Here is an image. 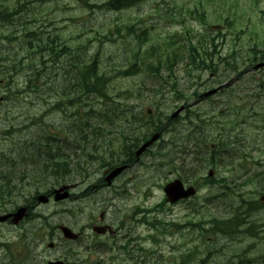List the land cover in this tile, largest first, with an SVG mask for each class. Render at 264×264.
I'll return each instance as SVG.
<instances>
[{
  "label": "rangeland",
  "instance_id": "374dc122",
  "mask_svg": "<svg viewBox=\"0 0 264 264\" xmlns=\"http://www.w3.org/2000/svg\"><path fill=\"white\" fill-rule=\"evenodd\" d=\"M15 0H0V10H7V6H11ZM96 0H57L53 2H46L43 0H36L34 5L36 9L31 12V16H36L39 18L40 25L42 29L53 30V32L59 34L61 37L67 39L70 44L86 45V51H79L81 53H86L88 59L94 55H99L101 62L105 65V69L108 71L111 77V92L113 94L122 91H127V93L122 94L124 101L134 102V105L139 110H146V108H157L159 107L161 112H165L168 115L173 112L172 106L177 107L181 105V102L185 98L175 100V92L171 85L174 83L175 75L178 76L179 90L188 97L189 103H195L194 100L197 96L193 97L192 93L198 88V92H204L211 89L221 83H226L231 81L229 79V71H225L223 67H220L219 72L209 74L207 71H198L193 69L192 74H188L185 71L186 61L179 60L175 64V74L173 77L169 76L166 69L156 72L153 69L147 67L149 63H157L160 58L165 59L167 52L164 50L165 45L162 44L163 38L168 37L176 32L185 33L186 26H191L192 28L202 31L207 29V26L199 25L196 22L203 20L199 15V20L189 17L187 14L182 17H164L159 14L165 13L162 10L156 9L158 4L162 6L172 7L176 2L177 6L186 7V9L199 8L200 11L205 10L207 13L206 20H208V25L210 26L206 35L216 36L218 29H221L223 34H229L230 39H237L238 51L243 53L249 47L254 46L256 43H260L262 36L264 34V0H148L140 9L126 11L122 14H113L105 10H98L97 8H84L87 3L94 4ZM154 7V8H152ZM74 8V9H73ZM186 12V10H185ZM71 18H74L71 20ZM208 18V19H207ZM140 20L148 21L143 24L136 23ZM45 21V22H44ZM82 21V27H79L78 22ZM45 23L46 28L43 26ZM134 23L138 28L147 27L149 38L142 45L138 41L134 40L132 35L128 33L126 25ZM1 25V24H0ZM217 26H220L217 28ZM4 30L14 29L13 27L0 26ZM228 27L231 31H228ZM18 35L22 34L24 29L23 25H18ZM85 31V37L78 38L77 34ZM101 33V39H99V32ZM5 37L2 36L0 31V41L4 40ZM23 41L22 39H20ZM235 40H230L231 44H234ZM26 43V41L24 42ZM224 42H220L224 44ZM3 45H8L7 42H0V49L3 50ZM17 45V43H15ZM235 45V44H234ZM220 47L219 54L221 57H225L227 60L234 54L233 50H230V46H225V49ZM15 49H11V52H15ZM264 50L263 44L258 48V51ZM20 51V50H19ZM19 51L15 52L18 53ZM22 54L25 51L21 52ZM260 55V54H259ZM15 56V54H13ZM246 55H242L238 58L237 62L244 68L242 64V58ZM60 56L62 63L56 64L58 68L57 76L60 77L61 81L64 78L66 69L62 67L63 65H69L72 63L71 60H67L70 57L68 54L65 58ZM18 58L17 60H19ZM136 59L144 62L143 65L144 72H140L137 75L123 77L118 74L119 69L127 68ZM13 60L10 65L16 66L19 61ZM52 60V58H50ZM77 61H81L78 59ZM60 62V61H58ZM65 63V64H64ZM69 63V64H68ZM52 64V62L50 63ZM239 65V66H240ZM26 66V65H25ZM22 66L18 71V76H16L15 86L9 87L4 93L7 95L8 100L0 107V152L6 153L7 157H15L17 160L19 156L11 155L9 152L16 150L24 151L27 153V144L40 135H47V132L58 134L60 136L68 135L69 137H75L80 140L86 137L87 134L92 138L96 135L98 139L97 143H100L103 138L105 131L100 134H96L94 127L101 124L105 125L102 118H98L91 113L92 104L98 106V102L88 103L84 108L86 110H80V114L86 118L87 121L92 125L88 131L79 130L74 133V135L68 133V129L72 130V126L75 123L81 125L82 116H76V107H70L67 114L62 111L50 110V106H56L54 92L52 90L57 89L59 92L67 87V83H63V86H59V83L54 81L51 85H47L45 88H34L33 86H28L27 77L30 72ZM68 67V66H66ZM76 68V67H75ZM260 68V69H259ZM50 71H46V79L51 75ZM52 73H54L52 71ZM11 74V73H10ZM15 74V73H14ZM13 74V75H14ZM17 74V73H16ZM62 76V77H61ZM229 79V80H227ZM264 81V68L257 66L256 69H252L251 72L244 74L241 81L232 84V87L226 92L217 94L210 100H203L198 105L194 106V109L203 115L206 122H214L218 119L222 122H226L232 125L235 130L233 132V137L236 142L233 145L232 151L228 149V155L224 154L222 157V162L217 165L215 170V176H224L227 182L237 190V192L243 195L241 197L253 198L259 200L263 193L255 195V192L259 189L264 188V86L261 85ZM170 81L169 84H165L164 81ZM60 81V82H61ZM46 85V84H44ZM165 85L163 88L161 86ZM52 87V88H51ZM68 88V87H67ZM70 88V87H69ZM2 86V90H4ZM20 89H29L31 95L24 93L17 97V92ZM35 89V90H34ZM45 89V90H44ZM49 89V90H48ZM156 89H162L163 92ZM259 92L261 99H257L255 96ZM3 94V93H2ZM73 95V93L71 94ZM131 96V99L128 97ZM51 97V98H50ZM68 98V97H66ZM47 99L49 105L43 102ZM69 99V98H68ZM12 100V101H11ZM43 102V103H42ZM260 103V104H258ZM100 109V107H96ZM107 109V107H105ZM242 111V113H238ZM252 117L251 115L257 114ZM89 114V115H86ZM239 115V116H238ZM111 118L110 124H107L108 134L110 137H115L117 131L128 128L131 134L132 126L124 123L121 117ZM79 119V120H78ZM210 119V120H208ZM75 121V122H74ZM196 121V120H195ZM187 121H181L179 125L176 126L178 136L175 137V133H165L164 140L166 144V154L171 150H182L185 146V142L180 140V137H185L189 134ZM48 124V126L46 125ZM44 128V130H43ZM220 128H216L215 125H210L205 130V134L209 139H220ZM48 130V131H47ZM46 133H45V132ZM224 135H229L228 133ZM175 137L177 145L171 144V141ZM227 139V138H225ZM92 139L88 140L90 147L93 143H90ZM160 142H158L152 150L147 153L142 159V166H136L130 171L126 172L119 181V186H125L128 184V193L134 196L130 202V205H134L139 201L141 204H145L147 207L154 206L156 203L161 202L164 199L163 186L169 180L175 178V172L167 168H160L156 157H159ZM190 143L189 154H174L175 164L179 166L181 173L179 175L185 176L189 174L190 171L199 168L204 164L208 157L198 155L196 156L197 166L193 164V159L195 158L192 153L193 147ZM63 145L62 148L68 153L70 147H77L78 144H70L69 142L59 141L56 144ZM66 147V148H65ZM83 147V144H82ZM15 150V151H16ZM203 151V148H202ZM78 153H82V149L78 150ZM230 154V155H229ZM74 157V162L80 161L81 159L76 156ZM165 157V156H164ZM163 158V157H162ZM168 159L172 156H168ZM201 158V159H200ZM37 160V159H36ZM36 160L29 163L27 166H19V161L16 163L6 160V163H0V168L4 170H9L11 167H15L19 174V178L25 179L23 184L26 185L23 189V196L19 199L17 196L14 197L15 203H8L7 208H12L13 205H21L29 199L36 190L38 192H44L49 189L59 187L57 180L54 177L45 179L41 176H48V174L37 169L34 182L31 179V175L21 177L23 169L27 168L31 171L34 170L35 165L38 167L43 164L40 162L36 164ZM203 160V162H202ZM23 161V158H21ZM191 161V162H190ZM184 162V163H181ZM202 162V163H201ZM8 163V164H7ZM188 164V165H187ZM10 165V166H9ZM15 165V166H14ZM86 172L82 174H77L73 181L69 182L72 184H82V187L86 189L92 184L98 182L101 178L103 172V167L97 162L92 165L86 166ZM184 168V169H182ZM194 168V169H193ZM188 169V170H187ZM210 168L206 171L203 170L202 174L207 175ZM257 176V177H254ZM31 183L35 185L30 186ZM20 181L15 182V184H21ZM234 182L236 186H234ZM197 183L203 184V189L199 192V198L188 203L184 202L174 207L166 206V210L170 213L167 214L166 211L161 213L159 216L166 218L168 221H179L183 225L193 224V227L184 228L177 232L175 224L171 226L164 236H161V242H153L150 240H139L138 237H146L152 232L147 226H141L140 229L137 227L133 230V236L136 240L132 242L133 246H137L139 241L142 246L145 247L146 254L142 250L136 249L134 251V259H130L129 255L121 258L122 263L120 264H130L135 263L140 260V264H176V259H179L181 254L191 252V249L196 248L199 245L207 250L216 249L217 251L206 253H199L197 256V261L191 264H200L201 260H205V264H222V263H236L239 264L236 254H244L243 252L250 253V246H253V238L249 236H237L233 239H229L221 234H213L211 236H206L202 234L201 228L195 226V224H203L206 228L211 227L210 219L216 217L218 219L224 218L229 215L228 206L232 202V198H219L218 193H222L219 189H214L206 186L205 182ZM137 188V190H135ZM76 192V189L73 190ZM110 189H105L103 191H96L93 195L97 201L107 198L104 194L109 195ZM139 196H144L143 198ZM238 197L236 196V199ZM230 199V200H229ZM122 200V201H121ZM144 200V202H143ZM90 201V200H89ZM117 202L125 204L124 197L116 198ZM96 203H82L81 201H76L75 199H69L63 202L54 203L53 201L49 205L41 204L36 209L39 213H45L48 215V221L53 226L56 223H66L74 226L75 229H80L84 227V223L87 219V215L91 211H95L94 206ZM263 211V212H262ZM256 213H261L258 217H264V207L262 206L260 210L252 213L249 219H254ZM222 216V217H221ZM83 221V223H82ZM82 225L80 226V224ZM43 219L35 218L33 222H25L22 227L18 228V233L12 234L8 240L18 241L20 243L31 244L36 241L38 246L35 249V244L32 245V249L36 254V259L33 258L34 263L44 262L47 259H52L54 256L62 253L61 250L51 251L45 250L44 246L47 247L49 242V232L46 234L47 228L42 229ZM33 228V229H32ZM33 230V235H32ZM35 230V231H34ZM22 231L26 234V239L20 237ZM50 231V230H49ZM5 230H3V233ZM38 232V233H37ZM46 234V236H44ZM44 236V237H43ZM240 238V239H239ZM59 238H55L58 242ZM102 244L96 245V240L89 237H84L82 242L76 245L75 254L77 260L74 262V258H70L69 264H117V262H111L108 252L102 250V248H107L109 243L107 238H99ZM257 242V239H256ZM30 244V245H31ZM87 245L94 246L97 252H90L86 249ZM25 255L24 250L19 251ZM25 257V256H23ZM241 257V256H240ZM32 258H30L31 260ZM240 259V258H239ZM26 263V260H18V263ZM46 264V262L44 263Z\"/></svg>",
  "mask_w": 264,
  "mask_h": 264
},
{
  "label": "trees",
  "instance_id": "16d2710c",
  "mask_svg": "<svg viewBox=\"0 0 264 264\" xmlns=\"http://www.w3.org/2000/svg\"><path fill=\"white\" fill-rule=\"evenodd\" d=\"M104 1V0H102ZM144 0H106L105 6L109 9H123L129 6H133L137 3H140ZM91 7H94L93 5H89ZM24 6L18 5V13L22 12V9ZM6 16V15H5ZM7 16H10L8 14ZM132 33L136 34L137 30L131 28ZM99 32V31H98ZM142 34H136V38L140 41H146L147 39L145 38V32L146 30H142ZM100 36L101 33L99 32ZM27 38L29 41V48L30 52H32V55L29 56L30 58V63L29 66L31 67V70L34 74V79L35 81H43V77L46 78V70H45V60L44 56L42 55V52H48V49L50 50L51 54H53L52 61L53 62H58L62 61L60 60L61 53L65 50L60 51L59 48L63 47V41L58 36H51L48 38H44L41 36V34L37 33L36 31H31L29 30L27 33ZM102 38V37H101ZM171 41L168 43L167 48L172 49L175 46H179L182 48L181 55L186 58L187 57V65L192 66L196 70H206L208 69L209 71H216L214 69L217 65L214 64L213 58L214 56L211 55V61L210 63L208 62V51L205 47V44L201 40H197L196 42L192 40V38L188 37L186 40L188 41H180L182 42L181 44H177V38L176 36H171L169 38ZM182 40H185L182 38ZM102 41V39H101ZM69 54V53H68ZM66 54V56L68 55ZM74 54V55H73ZM176 51L173 50V53L169 54L167 56V63L170 66L171 73L169 76L173 77V72L174 69L172 65L174 64V58L172 55H176ZM244 55H246L244 58H242V64L244 66H248L245 68V71H247L250 66L254 63V60L258 59L259 56H261V59H264V54L263 52L258 55L257 53L253 52V50H250L246 52ZM65 56V57H66ZM70 56L73 57L72 65L76 66L72 67L69 66L66 68L65 75H63V83H67V87L70 88H77L78 90L81 91L82 94V99L80 102H82V106H84L85 103H88L86 98H89L90 96H95L100 100L103 101H109L110 97L111 99L118 103V105L114 102H112L107 109L106 108H100L97 109L95 106L91 105L89 107L94 108L91 110V113L94 114V116L98 118H103V122L105 123L104 126L101 124L96 125L94 127V131L96 134H100L103 131H105L104 138L100 143H97L96 140L98 139V136L96 135L95 137H90L88 134L86 137L81 138L79 141L83 143L82 148V153L87 154L88 156L86 157V162H92V160H97L100 161L103 164H107L110 162H113V156H120L119 151H122V149H119L118 151L114 150L115 145L111 144L110 142V135L107 133L108 128L107 124H110L111 118L115 117H121L122 119L124 117H128L132 119V122L138 126H143L144 130L140 131L136 135L132 136H126L123 135V141L127 142L129 140V143L127 142L125 144V150L124 152L129 153L131 151V148H137L141 142V140L148 139L152 133L151 131L157 130V131H162V132H172V130H169L171 127V116L166 117V120L159 118L158 120H150L149 116L143 118L142 114H137V113H132L131 111L133 110V104L123 102L120 103L116 100V98L110 94L108 90L110 89V76L108 75V71L101 66V59L99 55H95L93 58L90 60H87V57L85 54H76V52L71 51ZM63 57V58H65ZM71 57H67L66 59H70ZM183 58V59H184ZM80 59L81 63L78 62L77 60ZM69 61V60H68ZM236 61V60H235ZM234 61V63H235ZM231 65L234 70L237 68L236 64ZM21 64V62H20ZM69 64V63H68ZM132 65V64H131ZM7 70L11 75L16 73V67L12 65H7ZM140 71V67L137 64L132 65L127 71V75H133L137 74ZM244 71V72H245ZM50 71L52 76L47 78V85H51V83L54 81L55 83H59L60 86V77L57 76L58 72ZM243 72V73H244ZM30 75V81H32V76ZM54 75V76H53ZM49 78L51 79L49 81ZM169 82L168 80H166ZM66 87V88H67ZM52 88V87H51ZM46 89V87H45ZM63 103L59 102L56 104V109L63 110L62 107ZM68 106V105H67ZM85 110V108L83 107ZM89 115V114H86ZM127 118H125L126 120ZM140 120H145L146 123H142ZM92 125L89 123V121L86 120L85 117H82V122H81V130H86L88 131L89 128ZM79 124L75 123L72 126V130L68 129V133L74 135L76 131H78ZM124 129V127H122ZM133 129H137L133 128ZM57 136V137H56ZM132 137V138H131ZM46 138V139H45ZM53 139L49 142L47 139H49L48 135H40L37 136L35 139L31 140L26 148H27V153L26 154L24 151L17 150L19 157V166H27L29 163L32 164L34 161V158L36 160V164H39L42 160V166L38 167L35 165V168L33 171L30 169L24 168L23 173L21 177H25L30 175V173H33L31 175V179L34 182V179L36 177V174L38 175L35 170L41 169L45 171L48 176H41L44 177L45 179L54 177L58 182L60 180L64 181L70 178L72 176L71 174L74 171V167L77 166V162L72 161V155L75 152V155H77V152L79 150L78 146L77 147H70L68 153L65 152V149L62 148L61 145H58L56 148V144L59 141L63 142H69L70 144H78L77 143V138L74 137L71 138L67 135V137H61L60 135L56 134L52 136ZM62 139V140H59ZM91 140L90 143L92 144V147H90L89 141ZM59 140V141H58ZM121 145V144H120ZM66 148V147H65ZM60 151V152H59ZM110 153L109 156H106L107 153ZM10 154V153H9ZM132 154V152H131ZM4 158V159H3ZM21 158H23V161H21ZM6 160L11 161L13 163H16L17 160L12 157H7V155H2L0 156V163H6ZM91 160V161H89ZM35 162V161H34ZM80 162H78V165ZM83 168H85L83 166ZM86 170V169H85ZM17 169L15 167L9 168V170H4L0 168V206L3 208H6L7 203H15L18 201H14V197L17 196L19 199H21L23 196V189H25L26 185L23 184V181L25 179L19 178V174L16 173ZM40 177V175H38ZM30 179V186L35 185L34 183H31ZM21 184H14L17 181H20ZM39 190L37 189L35 194L32 195L29 199H26L27 203H31V200L35 199V196L39 193ZM243 206L249 214L255 213L260 208L263 206V203H260L258 200L253 199V198H247L244 200ZM34 216H37L36 214Z\"/></svg>",
  "mask_w": 264,
  "mask_h": 264
},
{
  "label": "flooded vegetation",
  "instance_id": "af4514ba",
  "mask_svg": "<svg viewBox=\"0 0 264 264\" xmlns=\"http://www.w3.org/2000/svg\"><path fill=\"white\" fill-rule=\"evenodd\" d=\"M227 181L223 178L219 179V184L226 183ZM98 187H101V189L104 188H111V193H109V206L106 210L101 211L99 220H93L96 224H109L112 226L113 222L118 221H128L131 217V210H130V204L128 202V197L123 193L122 187H119L117 185H111L107 186L106 184H98ZM124 197L125 203H127L129 206H126L125 204H121L120 202L116 201V198ZM122 201V200H121ZM128 213V215H127ZM109 222V223H108ZM1 227L2 225L6 226L7 229L12 233V230H15L18 228V226L13 225L11 220H7L5 223H0ZM95 225V224H94ZM2 236L0 234V264H15L17 262L18 258V247L17 244L13 245L12 243H3ZM61 258L63 259L64 256L56 257L55 259Z\"/></svg>",
  "mask_w": 264,
  "mask_h": 264
},
{
  "label": "water",
  "instance_id": "95a60500",
  "mask_svg": "<svg viewBox=\"0 0 264 264\" xmlns=\"http://www.w3.org/2000/svg\"><path fill=\"white\" fill-rule=\"evenodd\" d=\"M216 92V90H212L211 92L207 93L206 95L208 94H211V93H214ZM159 137V134H156L150 141H148L147 143H145L141 148L140 150L138 151V154H140L141 152H143L151 143L154 142L155 139H157ZM122 168H118L116 169L115 171H113L110 175V178L115 176L116 174H118V172L121 170ZM180 185L178 183H172L170 185H168L166 188H165V191L168 195V197L170 198V200H174L177 196H178V191H177V188L179 187ZM68 188H70L69 185H66V186H63L61 187L60 189H57L55 190L56 192V199L59 200V199H63V198H66L68 197L69 193L68 191H66ZM63 192V193H61ZM41 200H44V201H47L48 198L43 196L41 197ZM27 210V208H22L18 211L17 214H14V222H19L20 219L25 215V211ZM6 217H3L2 219H6ZM66 234L67 237H73L71 231L69 229H64L63 230ZM50 264H62V262H56V263H50Z\"/></svg>",
  "mask_w": 264,
  "mask_h": 264
},
{
  "label": "bare ground",
  "instance_id": "6f19581e",
  "mask_svg": "<svg viewBox=\"0 0 264 264\" xmlns=\"http://www.w3.org/2000/svg\"><path fill=\"white\" fill-rule=\"evenodd\" d=\"M68 54V53H67ZM69 54H70V52H69ZM77 54V53H76ZM74 55V54H73ZM66 56V55H65ZM71 57V56H70ZM69 60H73V57H71ZM54 76V75H53ZM62 77V76H61ZM51 79L49 78V81H50ZM63 80V79H62ZM64 84H63V82L61 81V83H60V86H63ZM35 90V89H34ZM45 90V89H44ZM49 90V89H48ZM62 92H64V91H62ZM79 120V119H78ZM75 122V121H74ZM132 138V137H131ZM46 139V138H45ZM129 143V142H128ZM192 145V144H191ZM16 150V148L14 149V150H12L13 152H9L11 155H17L18 154V152H17V150ZM60 152V151H59ZM74 154H75V152H73ZM78 153V152H77ZM80 154V153H79ZM4 156L6 155V153H4L3 154ZM228 155V154H227ZM230 155V154H229ZM17 156H19V154L17 155ZM202 156V155H201ZM13 158V157H12ZM15 158V157H14ZM4 159V158H3ZM201 159V158H200ZM191 162V161H190ZM202 162H203V160H202ZM201 162V163H202ZM181 163H184V162H181ZM8 164V163H7ZM188 165V164H187ZM10 166V165H9ZM15 166V165H14ZM197 168V167H196ZM182 169H184V168H182ZM194 169V168H193ZM188 170V169H187ZM244 192V191H243ZM243 192H242V195H243ZM230 200V199H229ZM260 203H263V207H264V193H263V195L260 197V199L258 200ZM249 213V212H248ZM222 217V216H221Z\"/></svg>",
  "mask_w": 264,
  "mask_h": 264
}]
</instances>
